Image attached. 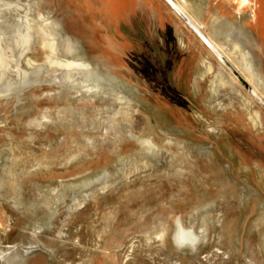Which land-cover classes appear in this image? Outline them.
Returning a JSON list of instances; mask_svg holds the SVG:
<instances>
[{
    "label": "rangeland",
    "instance_id": "374dc122",
    "mask_svg": "<svg viewBox=\"0 0 264 264\" xmlns=\"http://www.w3.org/2000/svg\"><path fill=\"white\" fill-rule=\"evenodd\" d=\"M175 1L264 101V0ZM223 66L166 0H0V264H264V108Z\"/></svg>",
    "mask_w": 264,
    "mask_h": 264
},
{
    "label": "bare ground",
    "instance_id": "6f19581e",
    "mask_svg": "<svg viewBox=\"0 0 264 264\" xmlns=\"http://www.w3.org/2000/svg\"><path fill=\"white\" fill-rule=\"evenodd\" d=\"M166 1H167V3L169 5L174 7V9L178 12V14H180V16L186 22V24L192 28V30L195 32L196 35H198V36L201 35L202 36L200 38L203 40V42H205V44L212 51V53L217 57V59L228 69V71L230 72L229 68L226 66V62L228 64H230V66H232V68H234L236 71H238L240 76L246 82H248V84H250L252 89L256 92L258 88L256 87V85L254 86V84L251 83L252 81H251V79L249 77V74H247L246 69L244 70L243 67L240 65L241 63H240L239 57H238V55H239L238 51L240 49H238V51L236 52V55L233 54L234 50H233V52L230 50L231 48H233L232 42L233 43L236 42L235 44H237V38H239V33L234 32V33L228 35L227 32H226V34L224 36V34H222V32L218 29L215 33H213L212 36H206V34L203 33V28H201V26L199 25L200 24L199 20L196 19L195 17H192V15L188 12L187 8H185L183 6V4L181 5V3H179V2H177L175 0H172V1L166 0ZM213 19H216V18L213 17ZM216 21H215V24L217 23L218 26L221 27L223 21L220 20V19L216 20ZM257 21H258L259 30L262 31L263 28H264V2L262 4H260V6L258 5V8H257ZM224 26H225V24H224ZM176 33H178V32H176ZM176 33H175V35H176ZM216 35H218V36H216ZM226 36H230V38L232 40V42H230V43H231L232 46L230 45L229 42L226 41ZM240 52H242V51H240ZM232 78H233L234 81H238L237 78L233 74H232Z\"/></svg>",
    "mask_w": 264,
    "mask_h": 264
},
{
    "label": "water",
    "instance_id": "95a60500",
    "mask_svg": "<svg viewBox=\"0 0 264 264\" xmlns=\"http://www.w3.org/2000/svg\"><path fill=\"white\" fill-rule=\"evenodd\" d=\"M200 37H202L200 35ZM226 66L229 68L230 72L237 78L238 82L249 92V94L254 98V100L256 102H258L263 108H264V101L262 100V98L258 95V93H256L250 84H248V82H246L238 73V71H236L234 68H232V66H230V64H228L226 62Z\"/></svg>",
    "mask_w": 264,
    "mask_h": 264
},
{
    "label": "crops",
    "instance_id": "0c3cea01",
    "mask_svg": "<svg viewBox=\"0 0 264 264\" xmlns=\"http://www.w3.org/2000/svg\"><path fill=\"white\" fill-rule=\"evenodd\" d=\"M170 1H172V0H170ZM172 8H174L173 6H171Z\"/></svg>",
    "mask_w": 264,
    "mask_h": 264
}]
</instances>
